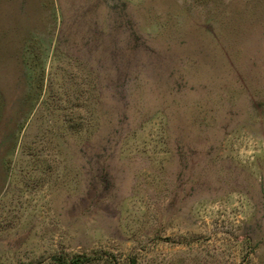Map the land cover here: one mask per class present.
I'll list each match as a JSON object with an SVG mask.
<instances>
[{
    "label": "rangeland",
    "instance_id": "obj_1",
    "mask_svg": "<svg viewBox=\"0 0 264 264\" xmlns=\"http://www.w3.org/2000/svg\"><path fill=\"white\" fill-rule=\"evenodd\" d=\"M0 264H264V0H0Z\"/></svg>",
    "mask_w": 264,
    "mask_h": 264
}]
</instances>
